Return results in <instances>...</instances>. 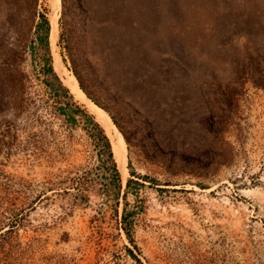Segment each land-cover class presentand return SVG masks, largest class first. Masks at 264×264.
I'll use <instances>...</instances> for the list:
<instances>
[{
  "label": "rangeland",
  "instance_id": "rangeland-1",
  "mask_svg": "<svg viewBox=\"0 0 264 264\" xmlns=\"http://www.w3.org/2000/svg\"><path fill=\"white\" fill-rule=\"evenodd\" d=\"M0 264H264V0H0Z\"/></svg>",
  "mask_w": 264,
  "mask_h": 264
},
{
  "label": "bare ground",
  "instance_id": "bare-ground-1",
  "mask_svg": "<svg viewBox=\"0 0 264 264\" xmlns=\"http://www.w3.org/2000/svg\"><path fill=\"white\" fill-rule=\"evenodd\" d=\"M56 4L59 0H55ZM53 28L55 30L54 36L52 38V42H54L56 37V24L53 21ZM56 65L58 67L57 72L59 75H66V85L71 90L72 94L75 95L76 100L83 105V108L94 118V120L100 124L103 130L106 132L107 136L111 140L112 150L114 154V160L117 166V170L121 174V176L125 177L126 169H125V158H126V148L124 140L121 134L116 130L109 116L103 111L100 107L96 106L92 103L80 90L77 80L73 75L66 73L61 68L60 61L56 60Z\"/></svg>",
  "mask_w": 264,
  "mask_h": 264
},
{
  "label": "trees",
  "instance_id": "trees-1",
  "mask_svg": "<svg viewBox=\"0 0 264 264\" xmlns=\"http://www.w3.org/2000/svg\"><path fill=\"white\" fill-rule=\"evenodd\" d=\"M101 7L103 8V6L101 5ZM82 11V14H83V17L80 19V22L77 24V26L79 27L78 29H79V35L80 36H77V40H83L84 39V36H85V34L87 33V28H89L90 27V20H91V16H90V14H89V12H88V9L86 8L85 10H81ZM42 24H43V30L46 32L47 31V28H48V22H47V20L44 18V17H42ZM49 29H50V27H49ZM48 32H49V30H48ZM51 34V33H50ZM135 42H136V40H135ZM138 49V51L140 50V47L138 46V48L136 47V50ZM70 47L67 45V54H68V59H69V61H70V63L72 64V59H71V56H70ZM114 54V53H113ZM115 55V54H114ZM135 55H138L137 53H135ZM49 69H50V67H48ZM72 74H73V76L76 78V80H77V82H78V86L80 87V90H82V91H84V93L86 94V96H87V98H89L90 100H91V102L93 101L94 103L96 102L94 99H92V97H90L89 95H88V93L84 90V87L82 86V83H81V80H80V78H79V76H78V74L76 73V71H74L73 69H72ZM92 102V103H93ZM97 106V105H96ZM77 108L78 107H76V106H74V109H76L77 110ZM93 125L99 130V132H100V142H101V145H102V147H103V153H104V157H105V159L106 160H108L109 161V163H110V167H109V181L111 182H113L114 181V179H118V172L116 171V168H115V164H114V162L112 161V155H111V151H110V145H109V142H108V140H107V138H106V133H105V131H104V133H105V135L102 133V131H101V129L97 126V124L96 123H94L93 122ZM108 137V136H107ZM126 184H128V181L126 182ZM125 215L126 214H123L122 215V217H121V220L123 221V223H125V224H128V221L126 222L125 221ZM126 232V231H125ZM129 254H131V253H129ZM132 255V254H131Z\"/></svg>",
  "mask_w": 264,
  "mask_h": 264
}]
</instances>
